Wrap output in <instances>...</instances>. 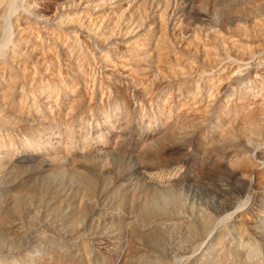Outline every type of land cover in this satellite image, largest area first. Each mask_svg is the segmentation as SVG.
I'll use <instances>...</instances> for the list:
<instances>
[{
    "label": "rangeland",
    "instance_id": "obj_1",
    "mask_svg": "<svg viewBox=\"0 0 264 264\" xmlns=\"http://www.w3.org/2000/svg\"><path fill=\"white\" fill-rule=\"evenodd\" d=\"M1 3L0 264H264V0Z\"/></svg>",
    "mask_w": 264,
    "mask_h": 264
},
{
    "label": "bare ground",
    "instance_id": "obj_2",
    "mask_svg": "<svg viewBox=\"0 0 264 264\" xmlns=\"http://www.w3.org/2000/svg\"><path fill=\"white\" fill-rule=\"evenodd\" d=\"M1 1H2V0H0V5L2 4ZM4 12L7 13V14L10 16V18H12L13 15H14L13 12H8V11H6V10H5ZM4 12H3V13H4ZM19 21H20V19H18L17 21H14V22H17V26H18V24H19ZM19 33H20V32H19ZM13 39H14V35L10 33L9 36H8V38H7V41H8V42H13ZM262 93H263L262 96L264 97V88H263V92H262ZM8 98H9V95H5V97L3 98V100H4V101H7ZM247 117H248L249 119H251V120L253 119V116H252V115H248ZM12 264H16V263H12Z\"/></svg>",
    "mask_w": 264,
    "mask_h": 264
}]
</instances>
